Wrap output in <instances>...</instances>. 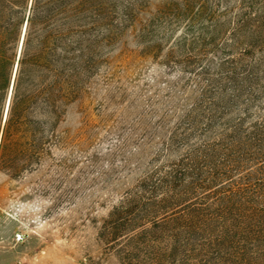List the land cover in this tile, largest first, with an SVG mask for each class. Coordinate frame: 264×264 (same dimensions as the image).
Segmentation results:
<instances>
[{
	"label": "trees",
	"instance_id": "16d2710c",
	"mask_svg": "<svg viewBox=\"0 0 264 264\" xmlns=\"http://www.w3.org/2000/svg\"><path fill=\"white\" fill-rule=\"evenodd\" d=\"M149 6L0 0V174L21 178L68 148L69 99L90 93L130 36L142 56L190 75L166 147L183 152L126 192L99 239L121 264H221L235 246L252 256L264 245V13L218 15L199 0ZM186 20L199 34L173 36Z\"/></svg>",
	"mask_w": 264,
	"mask_h": 264
},
{
	"label": "rangeland",
	"instance_id": "374dc122",
	"mask_svg": "<svg viewBox=\"0 0 264 264\" xmlns=\"http://www.w3.org/2000/svg\"><path fill=\"white\" fill-rule=\"evenodd\" d=\"M174 1L149 0V11ZM199 1L217 4L218 15L250 6L264 13V0ZM199 29L186 20L170 31L179 38ZM124 40L108 52L90 93L69 99L68 148H54L21 178L0 174V264H121L99 239L100 228L129 189L183 152L166 147L180 126L190 77L165 67L164 59L142 56L135 38ZM235 250L222 263L264 264V245L241 258L243 246Z\"/></svg>",
	"mask_w": 264,
	"mask_h": 264
},
{
	"label": "water",
	"instance_id": "95a60500",
	"mask_svg": "<svg viewBox=\"0 0 264 264\" xmlns=\"http://www.w3.org/2000/svg\"><path fill=\"white\" fill-rule=\"evenodd\" d=\"M22 44H23V38H22L21 47H22ZM20 52H21V48H20ZM19 55H20V53H19ZM18 59H19V58H18ZM16 69H17V66H16ZM15 72H16V70H15Z\"/></svg>",
	"mask_w": 264,
	"mask_h": 264
}]
</instances>
